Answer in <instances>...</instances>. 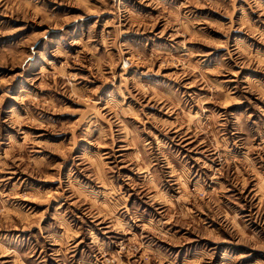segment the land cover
Listing matches in <instances>:
<instances>
[{
  "label": "clouds",
  "instance_id": "clouds-1",
  "mask_svg": "<svg viewBox=\"0 0 264 264\" xmlns=\"http://www.w3.org/2000/svg\"><path fill=\"white\" fill-rule=\"evenodd\" d=\"M0 264H264V0H0Z\"/></svg>",
  "mask_w": 264,
  "mask_h": 264
}]
</instances>
